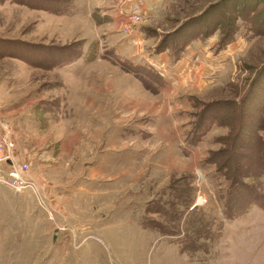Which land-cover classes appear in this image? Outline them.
<instances>
[{
	"label": "rangeland",
	"instance_id": "rangeland-1",
	"mask_svg": "<svg viewBox=\"0 0 264 264\" xmlns=\"http://www.w3.org/2000/svg\"><path fill=\"white\" fill-rule=\"evenodd\" d=\"M251 1L0 0L4 132L31 152L4 264H264V203L225 218L228 182L204 162L240 166L264 195L254 155L228 143L254 126L237 104L264 65V0Z\"/></svg>",
	"mask_w": 264,
	"mask_h": 264
},
{
	"label": "trees",
	"instance_id": "trees-1",
	"mask_svg": "<svg viewBox=\"0 0 264 264\" xmlns=\"http://www.w3.org/2000/svg\"><path fill=\"white\" fill-rule=\"evenodd\" d=\"M245 1L246 0H244L243 4H247ZM254 2H257V0H252L250 3H248L250 8H248V5H245L247 6L248 10L252 9ZM61 9L63 10L64 6L61 5V8L58 10ZM66 9H69V7L66 6ZM214 26L215 25H212L211 27L207 26L205 28L202 26H196L192 30L183 33V35H185H181V41H177L178 43H172L173 45L170 47V55L174 59H177L179 53L184 49V46L188 40L197 36L209 34L211 32L210 30H212L211 28ZM166 40L167 39L165 38L162 41V45H159V48L164 46L163 42L166 44L164 48L167 47V44L170 41L166 42ZM69 58L73 60L74 57L70 56ZM238 105V112L240 113V116H242V118L246 116L254 120V126L248 132H243L241 129L242 127H240V130L238 129V131L231 136V140H229L228 143L233 148L238 147L253 154L254 158L251 159V164L256 166L254 178L258 176L264 179V65L261 67L259 76L253 79L250 87L248 86L247 90L241 96L237 106ZM201 127V124L195 125L193 131L190 132V141L188 142L193 143L199 139L203 133V131L199 130ZM259 131H263V134L259 135ZM225 158L227 159V156ZM204 162L217 164L215 173L218 176L225 178L228 182L225 190L220 196L222 199V214L225 218L234 219L238 216L246 214L251 206L263 205L264 195L257 193L254 186L244 183L242 180L237 178L239 168L242 169L240 166L234 169L228 160L224 159L218 162L216 161V157L212 155L207 157ZM246 165L250 166V164L247 162ZM155 212H161V210L158 209ZM182 244L188 247L185 241H183ZM189 247L192 248L193 244L190 243Z\"/></svg>",
	"mask_w": 264,
	"mask_h": 264
},
{
	"label": "crops",
	"instance_id": "crops-1",
	"mask_svg": "<svg viewBox=\"0 0 264 264\" xmlns=\"http://www.w3.org/2000/svg\"><path fill=\"white\" fill-rule=\"evenodd\" d=\"M76 1L74 0L75 3H77ZM82 1H84L85 4H89L90 6L98 4L101 5V7L103 8L107 3H109V0H86V1L82 0ZM119 2L120 0H118V3ZM117 7L118 4L116 5V8ZM117 14L115 13V11H112L111 15L114 24L115 23L117 24V19H116ZM7 124H10L9 121L7 120V112H4V109H2L0 111V132L6 131ZM40 145L41 143L39 142L34 143L32 145H28L30 147L29 150L31 151L33 150L32 157L35 155L34 158H36V161L41 158L39 154L36 152L39 149ZM10 151L13 160L17 163H27V161H29L28 158H30L31 156L30 151H28L27 153L24 152L23 154L17 153L15 151L14 143L12 144ZM50 158L53 159L54 157L52 156ZM41 166L47 167L45 164H41ZM30 197H31V193H30V189L28 188H24L19 192H14L10 187L0 184V264H4L3 261H4V257L6 256V253L4 251V243L7 242V240H5L4 238V229L5 226L10 225V223L6 224V221L12 219L13 223L16 224L19 212L23 213V211H25V207L28 205L29 202L27 198L29 199Z\"/></svg>",
	"mask_w": 264,
	"mask_h": 264
},
{
	"label": "built area",
	"instance_id": "built-area-1",
	"mask_svg": "<svg viewBox=\"0 0 264 264\" xmlns=\"http://www.w3.org/2000/svg\"><path fill=\"white\" fill-rule=\"evenodd\" d=\"M12 142L5 132H0V184L10 187L14 192H19L30 187L25 178L27 163H17L11 155Z\"/></svg>",
	"mask_w": 264,
	"mask_h": 264
}]
</instances>
